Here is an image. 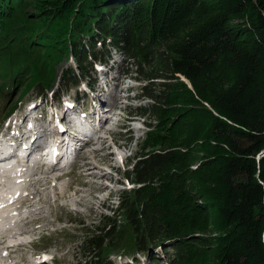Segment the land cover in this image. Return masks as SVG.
<instances>
[{"label":"trees","instance_id":"1","mask_svg":"<svg viewBox=\"0 0 264 264\" xmlns=\"http://www.w3.org/2000/svg\"><path fill=\"white\" fill-rule=\"evenodd\" d=\"M26 1L0 0L8 98L29 74L43 94L65 55L78 73L63 71L64 87L94 86V66L113 52L146 81L141 95L153 102L128 113L150 120L148 135L162 148L124 173L138 186L117 209L138 249L165 246L170 264H264V0H40L32 19ZM42 46L46 58H34ZM197 147L204 156L190 168ZM117 233V219L107 218L87 248L106 257Z\"/></svg>","mask_w":264,"mask_h":264},{"label":"rangeland","instance_id":"2","mask_svg":"<svg viewBox=\"0 0 264 264\" xmlns=\"http://www.w3.org/2000/svg\"><path fill=\"white\" fill-rule=\"evenodd\" d=\"M39 2L40 0L25 2L23 9L28 13L29 19L37 18L36 9H38ZM25 33L24 37L31 34L29 30H25ZM30 41L32 39L27 40L28 43ZM46 54L44 49L40 53L33 52L32 56L36 59L38 55L46 58ZM118 60V64L110 72L107 70L112 68L111 64L103 67L97 63L94 69L97 77L101 73V68L105 70L104 81L111 80L112 82L113 76L119 78L116 82L119 84L115 95L119 98V90L122 89L128 97H125L127 101L121 103L120 107L115 104L109 112L103 106L98 108L99 112L104 111V116L108 119L107 123L97 131L96 135L100 136L95 137L96 143L83 149V153L87 156L85 161L79 160L71 173L56 177L57 163L53 164L51 159H47L44 165L42 161H39V165L32 169L37 178L32 177L27 189L29 193L32 191V180L35 179L34 189L39 192V195L21 196L19 200L14 201L6 207L5 211L3 210L4 212L0 213L3 217H0V264H152L151 258L155 259L154 264H170L168 260L172 251L165 246L156 247V244L152 243L153 247L150 246L145 251L139 250L134 230L125 219V211H117L123 191L138 186L131 180L134 177L133 173L130 179L124 173L132 172L136 161L142 159L145 153L162 148L160 143L157 144L153 137L148 135L150 127L147 122L150 120H146L145 123L143 117L132 116L128 113L129 107L133 110L138 106H146L153 102L145 95H141V88L146 81L140 78L135 65L132 67L128 59L125 60L121 56ZM66 69L78 73L77 64L72 56L66 59L65 55L58 64L53 74L55 78L53 85L44 88L43 94L31 85L34 80L32 74L25 76L27 84L23 88L19 84L15 85V89L11 94L9 93V98L0 90L1 134L8 132V126L20 125L22 118L26 121L28 113L25 115V112L39 108L37 114L39 115L47 107L49 110L51 104L53 107L55 104L60 106L59 100L54 99L59 94L67 93L62 96L63 100L60 99L61 104L66 105V102L62 103L64 100H68L67 102L75 100L77 92H80L83 97L79 102H85L87 112H89L91 104L87 99L92 96V93L89 90L84 92V89L88 88L87 81L84 80L79 87L74 85L64 87L63 82L66 78L63 71ZM91 73L94 71L92 70ZM92 77H95V73ZM96 92H99L98 88ZM59 108L56 111L58 117L62 115L59 113ZM64 109L65 107L62 106L61 112ZM73 109H69L68 112L72 116H78L77 111L74 114ZM96 149L99 150L95 151ZM196 150L199 151L195 152L187 162L190 163V168H195L194 165L198 164V160L204 156V152L199 147ZM83 163L86 165L82 166ZM14 164L16 163L12 164L11 171L15 169ZM3 173L0 170V174ZM190 183L194 185L192 193L199 192L198 183L189 181L188 184ZM9 184L12 185V182ZM15 188L13 186L10 189L12 195L18 191ZM188 188L187 185L185 190ZM3 190L0 188V207L1 203L8 204L9 202L2 197L7 194L4 192L6 189ZM169 190L166 189L167 193L162 194L172 195L173 192ZM2 192H4L3 195ZM9 193L7 195L11 196ZM54 198L58 199L54 200ZM215 214H217L216 211ZM202 216L208 228H212L213 218L205 213ZM216 217L218 219V216ZM107 218L117 219V237L111 241L112 247L109 249V254L106 257H97L94 251L87 248V241L104 230V221H107ZM212 258L211 253L207 259L211 261ZM193 262L191 261V264Z\"/></svg>","mask_w":264,"mask_h":264},{"label":"bare ground","instance_id":"3","mask_svg":"<svg viewBox=\"0 0 264 264\" xmlns=\"http://www.w3.org/2000/svg\"><path fill=\"white\" fill-rule=\"evenodd\" d=\"M100 134V133H99ZM96 141V140H95ZM15 148H12V150H14ZM46 155H42V156H40L39 158H38V161H37V165H35L34 167H37L38 165H39V161H42V164H43V158L45 157ZM61 158H64V156H62ZM64 159H66V158H64ZM13 163H16V164H14V166H13V168H15V169H13V171H11L10 170V168H11V166H12V164H10V166H8L7 168H5V170L4 171H8V173H9V175H11V173H15V171H16V169H17V173L15 174V176H17L18 178H17V180H16V182L18 183V184H23L24 185V191H25V189L27 188V184H28V182H29V180L31 179H29V180H26V178H25V175L26 174H28V173H30V172H33L31 169H29V165H28V161H26V160H23L22 162L20 161V160H15ZM54 164V163H53ZM52 164V165H53ZM20 166H22V167H20ZM18 167V168H17ZM18 169H19V171H18ZM5 174H0V180H2L3 178H5ZM3 181V180H2ZM2 181H0V182H2ZM13 187V186H12ZM11 187V188H12ZM27 194H31V193H29L28 191H27ZM8 195L7 194H5V195H3L2 197L3 198H5L6 199V197H7ZM21 197H19V196H17L15 199H11L9 202H8V204H7V206H4V204H6V203H4L2 206H1V211H0V213H2V212H4L5 210H6V207H8V206H10L11 204H13V202L15 201H17V200H19ZM7 201H8V198L6 199ZM3 208V209H2ZM4 210V211H3Z\"/></svg>","mask_w":264,"mask_h":264}]
</instances>
